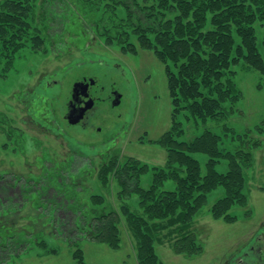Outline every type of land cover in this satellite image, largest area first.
Wrapping results in <instances>:
<instances>
[{
  "label": "rangeland",
  "instance_id": "1",
  "mask_svg": "<svg viewBox=\"0 0 264 264\" xmlns=\"http://www.w3.org/2000/svg\"><path fill=\"white\" fill-rule=\"evenodd\" d=\"M39 1L36 2L37 15L44 9ZM50 2L53 4L45 7L51 15L46 18L50 28L40 32V37L45 39L43 46L36 49L31 41H26L10 63L0 58V211L9 209V199L17 204L18 215L28 210L22 201L24 186L8 187L13 179L22 185L24 180L36 177L43 166L64 162L69 167L63 172L64 178L78 183L76 190L82 203L88 204L91 196L100 195L105 199L104 204L96 209L110 207L123 222L119 226L117 250L89 239H74L82 252L83 264H138L136 243L122 212V206H127L140 213L137 196L130 194V188L127 193H121L123 189L112 176L102 184L98 172L104 162L107 164L115 158L123 162L136 159L147 164L150 170L165 165L167 152L157 141L173 127L166 66L153 50L139 48L136 37L131 38L136 46L135 53H128L115 43L108 45L100 36L107 24L128 18V10L114 5V0ZM138 2L143 4V0ZM35 27L42 29L37 18ZM254 29L264 60L261 47L264 24L257 23ZM29 35L35 34L31 31ZM234 38L238 44L240 39ZM231 71L234 73L232 84L239 98L235 104L224 105L227 111L224 118L202 122L182 112L175 121L183 130L179 137L182 142H190L209 130L221 137V149L231 153L247 149L252 154L253 162L245 169L246 204L230 209L229 213L237 219L233 223L214 219L209 209L224 196V190L218 187L212 191L190 228L198 245L202 246L200 253L186 257L175 254L166 244L156 245V254L162 264H217L231 246L249 239L264 220V132L259 130L264 129V77L243 61L231 67ZM79 81L95 84L93 90L104 88L102 98L107 97L113 87L122 96L121 104L115 108L110 102L95 99V115L110 118L108 124L97 120L96 125L102 124L103 129L109 125L110 133L116 135L102 146H99L102 138L83 136L64 119L72 86ZM120 126L123 128L117 135ZM247 138L250 144L246 145ZM253 142H258L259 147L249 148ZM93 145L95 148H89ZM194 157L204 173L207 157L204 154ZM216 168L225 173L227 162H219ZM150 170L140 178L138 186L148 188L153 175ZM173 188L171 181L164 184L166 190ZM53 197V191L44 195L50 201ZM59 216L69 222L71 213L62 212ZM22 224L24 222L18 221V225ZM40 241L46 243L45 248L38 244ZM74 242L68 234L60 236L56 231L55 236L46 233L40 237L37 233L26 245L0 250V264H77L73 258Z\"/></svg>",
  "mask_w": 264,
  "mask_h": 264
},
{
  "label": "trees",
  "instance_id": "2",
  "mask_svg": "<svg viewBox=\"0 0 264 264\" xmlns=\"http://www.w3.org/2000/svg\"><path fill=\"white\" fill-rule=\"evenodd\" d=\"M38 1L0 2V58L10 63L26 41H31L36 49L43 46L45 39L40 32L49 30L46 18L51 16L45 7L53 3L40 0L44 9L37 15ZM114 1V5L128 10V18L107 24L100 36L108 45L115 43L124 52L135 53L133 37L139 48L154 51L166 66L173 127L157 141L167 152L163 167L150 170L136 159L123 162L115 158L101 166L99 181L105 185L112 176L123 189L121 193L130 188V194L137 196L140 213L127 206H122V212L136 243L138 264H162L156 245L166 244L175 254L192 257L202 247L190 230L193 218L206 205L208 194L221 187L224 196L209 211L214 219L227 223L237 220L229 211L246 204L245 169L251 166L253 158L247 149H237L235 153L221 149V137L209 130L190 142H182L179 137L183 130L175 120L182 112L202 122L224 118L227 114L224 105L235 104L239 98L232 84L231 67L240 61L264 77V60L254 29L255 24H264V0H143L142 5L138 0ZM36 18L42 29L35 27ZM31 31L35 35H29ZM235 36L240 39L238 44ZM261 47L264 51V36ZM259 130L264 132L262 128ZM247 140L246 145L250 144ZM258 144L253 142L249 148H258ZM196 154L207 157L204 173L194 157ZM223 160L227 162V170L220 173L216 167ZM68 168L64 162L61 165L52 162L22 185L15 179L8 185L24 186L22 201L28 210L18 215L17 204L9 199V209L0 211L1 251L26 245L37 233L40 237L46 233L55 236V231L60 236L68 234L71 242L89 239L114 250L119 248L121 216L109 206L96 209L104 204L100 195L91 196L88 204L82 203L76 190L78 183L64 178L63 172ZM149 170L153 171L151 183L144 189L138 186V181ZM167 181L174 183L172 190L164 189ZM50 191L54 193L51 201L44 198ZM59 212H70V221L62 219ZM18 221L24 224L18 225ZM74 243L73 258L77 264H83L82 252ZM38 244L46 247L44 241Z\"/></svg>",
  "mask_w": 264,
  "mask_h": 264
},
{
  "label": "flooded vegetation",
  "instance_id": "3",
  "mask_svg": "<svg viewBox=\"0 0 264 264\" xmlns=\"http://www.w3.org/2000/svg\"><path fill=\"white\" fill-rule=\"evenodd\" d=\"M83 80L85 81L86 78H84ZM94 85L89 84V86L83 92H81L79 88L78 91L75 93H73L72 86V90L69 96L70 100L66 104V113L64 115V119L70 128H75L78 131L82 132L83 136H88L90 138H102L103 141L101 144H99V146H102L103 144H106L107 141L113 140L116 135L110 133L109 130L111 129V127L109 128V125L104 129L102 128V124L100 126L96 125L95 122L97 120L104 121L103 124H108L110 120L107 115H102V117H100L99 115H95L94 110L97 108L96 103L97 101L110 102L111 107L115 108L121 104L122 96H120V93L113 87L109 91V95H107V97L102 98L101 92L105 91L104 88H102L101 91L93 90ZM86 96L92 101V107L90 109L85 110L82 118L78 121V123L74 125L70 124L67 119L68 111L70 109L76 110V114L78 115L80 109L84 110L86 108ZM116 96H120V102L117 106H113L112 104L115 101ZM122 128L123 127L121 126L119 127L118 132L116 133L117 135L120 133V129ZM89 148L93 149L95 148V145L90 146ZM217 264H264V220L258 226V228L251 234L249 239L242 241L237 245L231 246L225 252L224 256L217 261Z\"/></svg>",
  "mask_w": 264,
  "mask_h": 264
},
{
  "label": "water",
  "instance_id": "4",
  "mask_svg": "<svg viewBox=\"0 0 264 264\" xmlns=\"http://www.w3.org/2000/svg\"><path fill=\"white\" fill-rule=\"evenodd\" d=\"M88 85H89V83H86V82L75 83L73 85V93L77 92L79 88H80L81 92L85 91V89L87 88ZM85 99H86V105H85L86 108L84 110L80 109L78 115L76 114L77 113L76 110L70 109L68 111L67 119H68V122L70 124L74 125V124L78 123V121L82 118L85 110L90 109L92 107V101L89 98H87V96ZM119 102H120V96H116L115 101L113 102L112 105L117 106L119 104Z\"/></svg>",
  "mask_w": 264,
  "mask_h": 264
}]
</instances>
